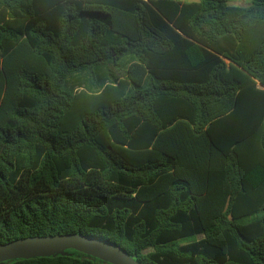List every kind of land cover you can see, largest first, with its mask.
Instances as JSON below:
<instances>
[{
  "label": "trees",
  "instance_id": "1",
  "mask_svg": "<svg viewBox=\"0 0 264 264\" xmlns=\"http://www.w3.org/2000/svg\"><path fill=\"white\" fill-rule=\"evenodd\" d=\"M77 233L264 264V0H0V244Z\"/></svg>",
  "mask_w": 264,
  "mask_h": 264
},
{
  "label": "water",
  "instance_id": "2",
  "mask_svg": "<svg viewBox=\"0 0 264 264\" xmlns=\"http://www.w3.org/2000/svg\"><path fill=\"white\" fill-rule=\"evenodd\" d=\"M69 251L106 264H140L136 260V255H130L117 244L80 233L26 238L0 244V264L68 256Z\"/></svg>",
  "mask_w": 264,
  "mask_h": 264
},
{
  "label": "rangeland",
  "instance_id": "3",
  "mask_svg": "<svg viewBox=\"0 0 264 264\" xmlns=\"http://www.w3.org/2000/svg\"><path fill=\"white\" fill-rule=\"evenodd\" d=\"M145 1H148V0H145ZM178 1L191 3V2H196L198 0H178ZM227 3L229 6L247 8L251 5L252 0H227ZM199 238H201V237H199ZM199 238H197V239H199ZM181 244H184V242H181ZM68 254H69V252H68Z\"/></svg>",
  "mask_w": 264,
  "mask_h": 264
},
{
  "label": "crops",
  "instance_id": "4",
  "mask_svg": "<svg viewBox=\"0 0 264 264\" xmlns=\"http://www.w3.org/2000/svg\"><path fill=\"white\" fill-rule=\"evenodd\" d=\"M196 2H198V1H196ZM184 3H187V2H184ZM191 3H193V2H191ZM258 88L263 89V87L261 85H258Z\"/></svg>",
  "mask_w": 264,
  "mask_h": 264
}]
</instances>
